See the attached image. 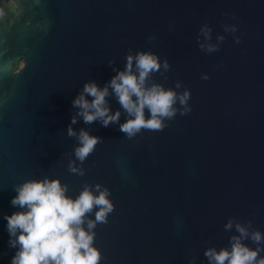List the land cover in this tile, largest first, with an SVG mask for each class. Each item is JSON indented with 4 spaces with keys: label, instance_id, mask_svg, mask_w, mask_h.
Wrapping results in <instances>:
<instances>
[{
    "label": "water",
    "instance_id": "95a60500",
    "mask_svg": "<svg viewBox=\"0 0 264 264\" xmlns=\"http://www.w3.org/2000/svg\"><path fill=\"white\" fill-rule=\"evenodd\" d=\"M0 7V264L14 252L3 215L14 210L13 185L33 177H59L70 196L97 183L109 190L114 208L94 225L99 264H210L205 249L230 247L236 223L264 232V0H0ZM138 49L168 61L147 84L191 89V110L181 114L177 99L164 128L129 137L119 129L128 113L110 93L118 121L77 116L71 125L101 138L80 160L78 138L67 132L77 115L72 99L86 80L107 82ZM97 207L86 215L94 219Z\"/></svg>",
    "mask_w": 264,
    "mask_h": 264
},
{
    "label": "clouds",
    "instance_id": "9594fccd",
    "mask_svg": "<svg viewBox=\"0 0 264 264\" xmlns=\"http://www.w3.org/2000/svg\"><path fill=\"white\" fill-rule=\"evenodd\" d=\"M10 2L15 5L16 0ZM3 13L4 9L0 7V15ZM206 28L207 25L202 26L201 31ZM218 38L223 39V36ZM207 47L212 50L216 45L209 44ZM23 63L21 60L20 64ZM161 63L168 67L167 59L161 61L158 53L138 49L135 53L126 54L124 67L116 69L103 85L95 80L84 82L82 90L72 99V104L77 106V115L71 117L67 127L68 134L78 138L79 143L74 151L80 160L94 150L101 138L84 128L77 133L71 125L77 116L85 122L99 119L104 126L118 121L120 110H111L107 99L110 93L128 113L127 118L119 123V129L129 137L142 128H164V118H171L177 111V99L184 105L179 109L181 114L191 110L188 104L191 89L185 88L177 93L174 88H165L160 83L147 84V77L158 70ZM204 78H207V74H204ZM145 108L148 110L147 116ZM70 168L77 171L71 163ZM13 187L15 195L10 203L14 210L3 214L5 229L9 234L8 244L14 249L10 264H99L102 254L94 244V225L97 221H105L107 213L114 208L107 188H101L99 183L94 188L85 185L77 195L70 196L66 183L59 177L49 176L28 178ZM94 206L98 207L93 219L86 213ZM231 226V220L225 223L226 228ZM235 227L239 234L230 237V247L205 249L204 254L210 264H264V256L259 255L264 245L257 243L253 248L243 242L245 237L262 241L264 232L256 229L249 233L240 223H236Z\"/></svg>",
    "mask_w": 264,
    "mask_h": 264
}]
</instances>
